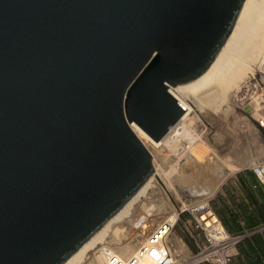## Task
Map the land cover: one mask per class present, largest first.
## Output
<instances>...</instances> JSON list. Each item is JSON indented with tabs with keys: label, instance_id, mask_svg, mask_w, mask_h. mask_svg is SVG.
<instances>
[{
	"label": "water",
	"instance_id": "water-1",
	"mask_svg": "<svg viewBox=\"0 0 264 264\" xmlns=\"http://www.w3.org/2000/svg\"><path fill=\"white\" fill-rule=\"evenodd\" d=\"M248 1L0 0V264H62L133 196L129 124L166 135Z\"/></svg>",
	"mask_w": 264,
	"mask_h": 264
},
{
	"label": "bare ground",
	"instance_id": "bare-ground-1",
	"mask_svg": "<svg viewBox=\"0 0 264 264\" xmlns=\"http://www.w3.org/2000/svg\"><path fill=\"white\" fill-rule=\"evenodd\" d=\"M263 53L264 0H249L231 40L212 68L200 79L191 83L178 87L168 85L170 94L179 97L180 100L189 99L194 104L193 115L183 118L186 119L185 134L192 142L190 154L186 156V158L189 157L187 162L189 165L186 166V169L191 171L187 170L185 174L180 172L179 156L176 157L178 161L167 169L156 167V160L162 157L161 153L165 148L168 151V153H165L166 155L174 154V145L167 141L168 134L166 133L159 141H155L136 123H130L129 126L136 137L152 155L154 173L94 235L62 264H99L100 260L107 262V256L114 251V248L111 247L113 238L119 232H132L131 223L140 212V205L143 201L155 195L157 206L161 205L165 201L168 191L174 190L176 192L175 184H184L187 180H190V176L193 175L195 170L196 172L209 174L210 171H216L217 169V175H219L214 177L222 180L223 175L219 172L222 171L223 167L217 164V159L209 158V156L204 159L208 149L200 148L198 144H201L203 140L199 134L190 133V130L193 128L194 120L198 116L197 110L199 109L201 112L205 109L219 110L221 104L229 95L228 93L239 89L240 83L248 73L253 71L254 64ZM160 145L161 148L158 147ZM197 145L199 148H197ZM225 167L232 171L238 170L236 165L230 163L226 164ZM104 247L108 251L105 252ZM120 258L124 259L123 257ZM145 260L149 259H141L140 264H143Z\"/></svg>",
	"mask_w": 264,
	"mask_h": 264
},
{
	"label": "built area",
	"instance_id": "built-area-1",
	"mask_svg": "<svg viewBox=\"0 0 264 264\" xmlns=\"http://www.w3.org/2000/svg\"><path fill=\"white\" fill-rule=\"evenodd\" d=\"M172 96L186 109L167 132V141L174 145V154L170 156H179L181 159L190 154L192 142L185 134L186 119L183 118L193 115L194 104L189 99L180 100L179 97ZM229 105L234 111L238 110L252 120L258 128L264 129V53L254 64L253 71L240 83L239 89L233 92ZM246 107L249 112L245 111ZM203 126L201 129L193 124L190 133L203 136L211 125L207 123ZM249 169L264 188V161L251 162ZM156 200L154 195L143 201L140 212L131 223V229L138 239L135 253L121 259L119 254L113 251L107 256L108 264H140V260L145 258L149 259L150 264H233L234 250L244 235H234L226 231L211 205L212 195L204 194L200 199L172 204V208L160 210ZM180 223L195 245L196 251L189 256L179 245L170 241L171 234ZM179 241L185 245L181 237ZM104 251L108 250L104 247ZM172 257L175 262H172Z\"/></svg>",
	"mask_w": 264,
	"mask_h": 264
},
{
	"label": "rangeland",
	"instance_id": "rangeland-1",
	"mask_svg": "<svg viewBox=\"0 0 264 264\" xmlns=\"http://www.w3.org/2000/svg\"><path fill=\"white\" fill-rule=\"evenodd\" d=\"M233 92L228 93L229 95H227L220 109L217 111L205 109L206 112H201L198 109V116L194 120V125H197L198 128L201 129L204 128V124L207 125L208 123L211 125V128H207L203 136H201L203 142L198 145L204 150L208 149L206 150L204 159L208 156L209 158L217 159V164L223 167L222 171L219 172L223 176L232 171L225 167L228 163L235 164L238 168H241L248 166L254 161H264V131L259 129L252 120L246 118L238 110L234 111L231 108L229 100ZM201 123H203V125ZM204 142L206 143L204 144ZM198 145L197 148H199ZM165 153H168L166 149L161 153L162 157L156 160V167L158 166L160 169H167L170 165L178 161L176 157L166 155ZM188 159L189 157L180 159L179 170L182 174H185V171L188 170L186 169V166L189 165V163H187ZM183 167H185L184 170ZM217 173V169L216 171H210L209 174L200 171L196 172L195 170L193 175L190 176V180H187L184 184H175L176 192H174V190L168 191L164 199L165 201L157 207L158 210L162 207H165V209L172 208V204H180L181 202L200 199L204 194H209V189H212L214 184L220 182L219 179L215 178L219 175H217ZM168 197L170 200H167ZM187 234L185 227L180 223L171 234L170 241L175 245H179L182 251L189 256L191 253L195 252L196 249L194 243ZM180 237L185 245L182 244V241H179ZM112 242L111 247L119 254L118 256L124 259L133 255L138 246L137 235L134 234L133 230L127 233L119 232L113 238ZM172 262H175L173 257ZM108 263L109 262L100 260L99 264ZM143 264H150V261L145 260ZM182 264L190 263L187 262Z\"/></svg>",
	"mask_w": 264,
	"mask_h": 264
},
{
	"label": "crops",
	"instance_id": "crops-1",
	"mask_svg": "<svg viewBox=\"0 0 264 264\" xmlns=\"http://www.w3.org/2000/svg\"><path fill=\"white\" fill-rule=\"evenodd\" d=\"M249 165L230 171L209 189L211 205L226 231L244 235L233 264H264V188Z\"/></svg>",
	"mask_w": 264,
	"mask_h": 264
}]
</instances>
